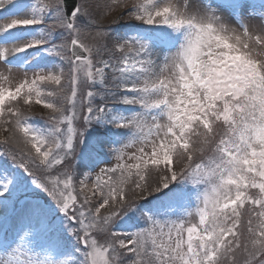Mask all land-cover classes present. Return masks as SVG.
I'll use <instances>...</instances> for the list:
<instances>
[{
  "label": "snow or ice",
  "instance_id": "snow-or-ice-1",
  "mask_svg": "<svg viewBox=\"0 0 264 264\" xmlns=\"http://www.w3.org/2000/svg\"><path fill=\"white\" fill-rule=\"evenodd\" d=\"M0 21V264H264V0Z\"/></svg>",
  "mask_w": 264,
  "mask_h": 264
},
{
  "label": "rangeland",
  "instance_id": "rangeland-1",
  "mask_svg": "<svg viewBox=\"0 0 264 264\" xmlns=\"http://www.w3.org/2000/svg\"><path fill=\"white\" fill-rule=\"evenodd\" d=\"M6 2H7V0H6ZM132 2H133V0H129V3H130V4H131ZM252 2L255 3V4H257V5L259 4V0H252ZM100 3H101V4H104V5H107V4L112 3V0H100ZM120 11H121V9H119V8H115V10H114L113 12H111V14L107 15V16L103 19L102 24H103V25H108V24L112 21V19H113L115 16H117V15L120 14ZM3 22H6V21H0V23H3ZM249 23H250L252 26H258V25L260 24V21H259L258 19L253 18ZM113 27H114V25H113ZM85 42H86V43H89V44L93 43V41H92L91 39H88V40H86ZM0 71H5V69L3 68L2 65H0ZM13 76H14V80H13V86H14V85H15V81H16V79H18V78H22V74L17 73V72L14 71ZM65 85L67 86V81H66V80H65ZM42 87H45V88H54L55 85L45 84V85H42ZM25 110L27 111V109H25ZM32 113H33V114H37V115H38V114H44V115H47V114H48V110H47V109H44L42 106H39V105H33V106H32ZM128 151H129V152H132V151H135V149H134V148H132V149H128ZM127 162H128L129 164L134 163V161H131V160H128ZM113 163H114V162H113ZM183 166H184L183 163H180V162L174 163V165H173L174 169H175L177 172H179L180 169H181ZM93 178H94V174H93ZM88 187H89V188L92 187V183H91V181H89V185H88ZM94 199H95V198H94ZM248 207H249L248 205L245 206L246 209H247ZM242 211H244V210H242ZM105 212H107V209H103V210H102V214L105 213ZM197 219H198V218L193 217V222H197ZM246 219H247V217L245 216V217L243 218V220H246Z\"/></svg>",
  "mask_w": 264,
  "mask_h": 264
}]
</instances>
